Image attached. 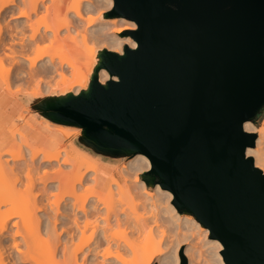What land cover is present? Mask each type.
Segmentation results:
<instances>
[{
	"label": "water",
	"instance_id": "95a60500",
	"mask_svg": "<svg viewBox=\"0 0 264 264\" xmlns=\"http://www.w3.org/2000/svg\"><path fill=\"white\" fill-rule=\"evenodd\" d=\"M104 17L134 21L122 36L136 47L100 49L87 88L31 95L32 109L80 128L96 156H147L143 179L209 229L225 264H264V172L245 129L264 112V0H113Z\"/></svg>",
	"mask_w": 264,
	"mask_h": 264
},
{
	"label": "bare ground",
	"instance_id": "6f19581e",
	"mask_svg": "<svg viewBox=\"0 0 264 264\" xmlns=\"http://www.w3.org/2000/svg\"><path fill=\"white\" fill-rule=\"evenodd\" d=\"M15 1L7 0L0 5V32L3 31L13 40L11 46L6 44L5 39L0 44V49L3 48L5 53L4 56H0V77L7 84L6 90L11 93H14L11 86L17 79L25 81V89L30 93L26 95L42 96V93L51 91L52 86L79 93L86 85L89 77L88 72L93 66L95 55H93L92 49L94 47L100 45L109 50L123 53L126 45L130 47H136L137 45L136 41L130 36L120 35L127 29H136L137 24L134 21L118 17L117 21L110 19L101 22L98 17L92 15L87 17L86 12L96 10L94 5L88 3L91 0H71L64 14L65 20L56 24L29 23V17L32 13L38 12V4L43 0H23L24 3H27H22L25 7L30 3L29 10L31 11H27L21 5L22 0L19 1V5L25 10H20L21 7L19 10H17L18 8L14 9L12 6ZM97 1L107 3L109 9L113 5V0ZM47 5L49 4H46L45 8L50 13L51 6L49 5L50 7L47 8ZM52 11L56 16H59L56 10ZM7 15H9L8 18L11 17L17 20L24 18V20L18 23L15 21L10 23V21L5 20ZM87 18L89 19L87 20ZM25 19H28V22ZM83 19L87 20V28L82 27ZM116 24L120 26L113 27ZM95 25H99V27L92 28ZM27 27L32 29V33H26ZM63 29L73 31L75 34L82 30L83 33H80H82L84 41L92 45L87 47L88 62L85 66L69 58H66V61L62 59L58 63L56 55L49 53L46 49L48 42L45 43L46 46L41 44L42 41L45 42L44 40L47 41L48 39L50 41V38L53 42L55 39L57 40L58 34ZM111 29H113L112 32ZM69 33L67 38L75 43V37L72 33H70L72 35ZM17 37L21 38L19 47H15ZM6 49L11 52H6ZM7 58L14 60L16 65L6 66L5 60ZM68 67L72 68L73 71L71 80L68 79L66 73ZM58 76L60 78L53 82ZM109 78L108 71L102 69L100 80L105 83ZM75 87H79V89L75 91ZM245 129L258 134L256 146L249 147L247 155L252 156L256 166L264 172V125L256 126L253 122L248 121L245 123ZM14 132V135L22 136L24 141L16 149V142H14L4 152L0 150V169L6 166L5 159L1 160L2 155H9L13 161H16V159L24 157L23 151H25L30 155L32 162L26 163L27 167L23 166L27 169V176H25L28 178V187L33 190L40 186L42 192L39 195L37 194L38 196L35 195L33 201L27 203L23 201L25 207L21 210H18L19 206L17 210H14L15 208L11 210L10 205H8L9 207L6 205L8 210H2L1 204L6 202H3V200L0 202V264H83L86 260L89 261L91 256H96L98 253L102 254L101 256H104L105 259L112 255L121 264H150L154 257H159V264H180L182 255L186 256L188 264H225L221 254L222 243L218 239L208 236L209 229H206L205 234H203V225L192 214L179 212L172 203L173 194L170 191H165L157 186L158 194H154L148 190L144 182L139 180V176H135V180L131 183L127 180L122 181L116 174L106 179V172L98 170L97 163L92 156L74 148V150H70L64 158V162L62 160L61 163L70 168L69 171L56 170L53 175H50L45 168L43 175L36 178L35 175L39 174V169L43 168H39L41 164L39 160L46 163L59 159V153L57 152H60V150L57 149L56 152L53 150V152L32 146L18 129ZM5 158L8 159L9 157ZM36 159L39 160L35 162ZM149 167H151L149 158L139 154L124 164L121 170L128 175L137 174L144 168ZM5 168L7 170V167ZM9 168H11L12 174L15 172L16 183L22 173L13 166H9ZM8 170L11 172L10 169ZM4 172L5 170H3V174ZM23 174L25 173L23 172ZM54 174L56 175L54 176ZM4 176L0 174V197L2 198L5 195L7 196L8 191L9 194L12 193L10 191L11 187L9 188L10 181L5 177L6 181ZM51 176H54L56 181H53ZM37 179L41 181L40 183L43 186L37 183L39 182ZM85 181L92 183V186L88 188L84 186ZM20 182L22 183V180ZM15 183L14 188L16 189ZM83 187H85L84 192L86 188L89 190H87L88 193L85 192L87 197L84 196L82 199L83 196L80 193H83V191L79 190H83ZM53 192L55 193L53 194ZM51 193L57 197V201L50 205L44 204L43 202L46 199L48 200L50 196H53ZM89 193L90 196L88 197ZM135 193H141L139 196L144 199L142 205L144 213H128L118 207V204L121 203L117 199L118 195L133 196ZM17 200L16 203H20ZM38 203H43L38 207V211L26 216L27 210ZM47 208L50 212L40 214ZM17 218H21L20 222L17 221ZM122 227L129 230L131 238L117 235L115 229ZM88 232L90 234H87ZM62 246V262L51 261L46 263L44 260L41 261L37 258L39 256L36 253L40 250L45 249L47 253L51 251L53 255ZM101 249H104V252L100 253ZM87 252L90 253L88 257L86 256ZM128 255H132L133 259H127ZM100 261L97 264L103 263V260L102 263Z\"/></svg>",
	"mask_w": 264,
	"mask_h": 264
},
{
	"label": "rangeland",
	"instance_id": "374dc122",
	"mask_svg": "<svg viewBox=\"0 0 264 264\" xmlns=\"http://www.w3.org/2000/svg\"><path fill=\"white\" fill-rule=\"evenodd\" d=\"M7 0H0V5H2V4H4L5 2H6ZM19 1H21V0H16L15 1V4L12 6V7H14V9H17V10H19V8L21 7V9L20 10H25V9H27V11L29 10V5H30V3L28 4V6L27 7H25L24 5H22V3L23 4H27V3H24V1L22 0V2H20L21 3V5L22 6H24L25 7V9H22V6L21 5H19L20 3H19ZM26 1V0H25ZM30 1V0H29ZM50 1L51 0H43V1H41L40 3L42 4V6H41V4H40V6H39V4H38V8H37V10H38V12L37 13H32V15L29 17V23L31 22V23H34V24H37V23H39V22H42V24H44V23H51V24H56V23H62L64 20H65V16H64V14L62 15H60V14H58L59 16H56L54 13H53V9H52V4L50 3ZM71 3V0H70V2H69V4ZM89 4H91V5H94L95 6V8H96V10L94 11V12H86V16L87 17H89V16H93V17H98V18H100L101 19V22H103V21H106V20H110V19H114V20H118V18H105L104 17V14H105V12H107L108 10H109V8H107V3H105V2H103V1H101V2H99V1H97V0H91V2H88ZM43 4H45V5H43ZM46 4H49L50 6H51V9H50V13H49V10L48 9H46L45 7H46ZM18 5V6H17ZM49 5H47V8H49L50 6ZM17 6V7H16ZM44 6V7H43ZM69 6V5H68ZM23 7V8H24ZM42 7V8H41ZM31 8V7H30ZM44 8V9H43ZM46 10V11H45ZM29 11H31V10H29ZM15 12V11H14ZM18 12V11H17ZM89 15H88V14ZM86 16H85V18H86ZM9 17V15H7L6 17H5V20L6 21H10V23L11 22H13L14 23V21L16 22V23H18L19 21H23L24 20V18H21V20H17V19H14V18H8ZM89 18H87V20H88ZM26 20V19H25ZM26 20V21H27ZM87 20L86 19H83L82 20V27L83 28H87ZM27 21V22H28ZM117 26H120L119 24H116V25H114L113 27H117ZM81 27V29H83ZM97 27H99V25L97 26V25H95V26H93L92 28H97ZM137 28V27H136ZM32 29H30L29 27H27V29H26V33L27 34H29L30 32L32 33V31H31ZM127 30H132V29H127ZM113 31V29H111V32ZM29 32V33H28ZM61 33L60 34H58V38H57V40L55 39V41L53 42V41H51V38L49 39L50 41H48V39H47V41L46 40H44L45 42H41V44L43 45V44H45V43H47V44H45L44 46H46V49H47V51H49V53H51V54H55L56 55V61L59 63L62 59H64V61H66L65 59L66 58H69V59H71L72 61H77V62H79L80 64H82V65H84L85 66V64L88 62V58H87V53H86V51L88 50V48L87 47H90V46H92L89 42H86V41H84V39H83V36L81 35L83 32H82V30L81 31H79L77 34H75L73 31L71 32L70 30H67V29H63V30H61L60 31ZM72 33L73 34V36L75 37V43L72 41V40H70V39H68L67 37V34L68 33ZM80 32H82V33H80ZM124 32V31H123ZM122 32V33H123ZM69 33V34H70ZM122 33H120V35H122ZM72 34H70V35H72ZM5 39V42H6V44L8 45V46H11L12 45V43H13V40H12V38H10L8 35H6L3 31L2 32H0V44H1V42L3 41ZM20 40H21V38H19V37H17L16 38V43H15V47H19L20 46ZM102 48H104L103 46H97V47H94L93 49H92V53H93V55H95V58H94V61H93V66L91 67V70L93 71V69H94V66L96 65V62H97V53H98V51L100 50V49H102ZM6 52H8V53H10L11 51L9 50V49H6L5 50ZM5 55V53H4V49L3 48H1L0 49V56H4ZM5 65L6 66H14V65H16V62L14 61V60H12V59H10V58H7L6 60H5ZM83 66V67H84ZM85 68V67H84ZM72 68H69L68 67V72H69V74H68V72H66L67 73V76H68V79L69 80H71V78H72V76H73V71L71 70ZM89 71L88 72V75H89V77H88V79H87V82H86V85L80 90V92L83 90V89H85V88H87L88 87V85H89V82H90V77H91V73H92V71ZM91 72V73H90ZM60 78V76H58V77H56V79L53 81V82H55L57 79H59ZM5 82V81H4ZM6 83V82H5ZM5 85V84H4ZM6 86H7V84L5 85V89H6ZM23 87H24V89H23ZM11 88H12V90H14V93H12V94H16V95H22V94H30L29 93V91L27 90V89H25L26 88V85H25V81L23 80V79H17L16 81H15V83L14 84H12V86H11ZM51 89V91H49V92H46V93H42L43 95H53V94H56V95H62V94H64V93H67V92H73V91H71V90H68V89H66V88H63V89H59V87H56V86H52V88H50ZM79 89V87H75V91L76 90H78ZM25 90V91H24ZM8 91V90H7ZM9 92V91H8ZM79 92V93H80ZM11 93V92H10ZM74 93V92H73ZM26 116V113H24L23 115H22V117H25ZM254 124L256 125V126H263L264 125V112L257 118V120L254 122ZM19 130V127L18 126H16L15 128H12L11 130H12V135H13V142L11 143V145L9 146V147H11L12 146V144L14 143V142H16V144H15V149L16 148H18L19 147V144L20 143H22L24 140H23V138H22V136H19V135H14V131H16V130ZM60 129H62L66 134H67V136L69 137V138H74L75 136H79L80 134H81V132H82V130L80 129V128H77V127H72V128H65V127H60ZM26 138V137H25ZM27 139V138H26ZM31 145V144H30ZM38 148H41V149H45V148H43L42 146H40V145H36ZM8 147V148H9ZM73 147H75V146H70V145H68V144H66V145H62L61 147H59V148H57L58 149V151L60 150V152H57V153H59V159H56V160H53V161H50V162H44L43 160H39V159H36L35 160V162H37V160H39V163H41L40 164V166H39V164H37L38 166H39V168L40 167H43V168H40L39 169V174L37 175H35V177L37 178V176H39L40 177V175L42 176L43 175V172H44V170H46V171H48L49 173H50V175L52 174L53 175V173H55V171L56 170H62L63 172H66V171H69L70 170V168H68V167H65L64 165H62L61 163H62V160H63V162H64V158L68 155V153L70 152V150H72L73 149ZM7 148V149H8ZM77 147H75L74 149L75 150H77L76 149ZM57 149L56 150H54L55 152L57 151ZM73 149V150H74ZM79 150H81L82 152H85V153H87V154H92L91 153V151H89V150H87L86 148H84V147H82L81 149L80 148H78ZM6 150V149H5ZM4 150V151H5ZM78 150V151H79ZM4 151H2V152H4ZM49 151H53V150H49ZM53 151V152H54ZM24 152V157L26 156V158H20V159H16V161L14 160L13 161V159L9 156V155H4L5 157H9L8 159H9V161H8V159H6L3 155L1 156L2 157V159L1 160H3V159H5V164H6V166L5 167H7V170L8 169H10V171H11V168H9V166L10 167H15V168H18V170H20L21 171V173L22 174H20V180H22V183L20 182V180L18 179V181L15 183V177H14V175H15V172H13V174H12V171L11 172H9V170L7 171L6 170V168L5 167H3V168H1L0 169V174H2L3 176H4V179H5V177L10 181V183H9V181H8V183H9V188L11 189H9L12 193L11 194H9L10 192L8 191V194H7V196L5 195L3 198L2 197H0V202L3 200V202H6V203H4V204H1V207H3V208H1L2 210H4V209H6V210H8L7 209V206L8 205H10L11 206V210H13V208H15L14 210H17V208H18V206L20 207V208H18V210H21V209H23L25 206V203H27L28 201H33V198L35 197V195L36 196H38L41 192H42V187L40 188V186L39 187H37V189H33V190H30L29 189V187H28V178H26V168L25 167H23V166H26L27 164H29L30 162H31V157H30V155L28 154V153H25V151H23ZM61 153V154H60ZM85 153H83L84 155H85ZM28 154V155H27ZM61 155V156H60ZM93 156H94V154H92ZM139 154H137V155H135L134 157H136V156H138ZM87 156V155H86ZM4 157V158H3ZM28 157H30V159H28ZM134 157H132V158H129V157H126V158H123L121 161H119V163L118 164H116V165H112V166H110V171H111V173H114V174H116V175H118L119 176V178L122 180V181H128L129 183H131L132 181H134L135 180V176L136 177H138L139 176V180L141 181V182H144L145 183V185H146V187L148 188V190H150V191H152L154 194H158V191H157V186H160L159 184H156L155 186L154 185H150V184H148L147 182H146V178L147 177H145V179H143V175L145 174V172L148 170V169H150V167L149 168H144L143 170H141V171H139V173H132V174H128V175H126L125 173H123V171L121 170L122 168V166H124V164H126L130 159H133ZM63 158V159H62ZM94 160V159H93ZM96 163H97V161L96 160H94ZM27 163V164H26ZM32 163V162H31ZM43 163V164H42ZM18 164V165H17ZM26 164V165H25ZM46 164V165H45ZM15 165V166H14ZM97 166H98V164H97ZM27 167V166H26ZM20 168V169H19ZM46 168V169H45ZM23 170V172L25 173V174H23V172H22V170ZM3 170H5V172H4V174H3ZM114 174H112V175H114ZM22 175H23V177H22ZM26 175V176H25ZM56 174H54V176H55ZM74 175V174H73ZM111 175V176H112ZM54 176H51V178L53 179V181H56V178L54 177ZM111 176H109V177H111ZM108 177V178H109ZM18 178V177H17ZM16 178V179H17ZM72 179H73V177H71ZM7 179H5L6 181H7ZM51 179V180H52ZM12 180H13V182H12ZM38 180V179H37ZM87 180V179H86ZM39 182H37L38 184H40V185H42L40 182V180H38ZM87 182V183H86ZM12 183V184H11ZM14 183H15V185H16V189L14 188L15 186H14ZM19 183H21V184H19ZM86 183V184H85ZM128 183V184H129ZM56 185L58 184V182L57 183H55ZM91 184V185H90ZM13 186V187H12ZM43 186V185H42ZM84 186H86L87 188L88 187H90V186H92V183H90V182H88V181H85L84 182ZM161 187V186H160ZM65 188V187H64ZM84 189L82 190H79V191H83V193H80V194H82V199L84 198V196H86V193H88L87 192V190H89V189H87L86 188V193L84 192V190H85V187H83ZM162 188V187H161ZM12 189H14L13 191H12ZM17 189H19V191H17ZM163 190H165V191H167L166 189H164V188H162ZM64 190V189H63ZM15 191H16V193H15ZM14 192V193H13ZM39 192V193H38ZM18 193V194H17ZM55 192H53V194H54ZM38 194V195H37ZM52 194V193H51ZM52 194V195H53ZM139 194H141V193H139ZM139 194L137 193H135V194H133V196H124V195H122V194H120V195H118L117 196V199H119V202H121L120 204H118V207L119 208H121L122 210H125L126 212H128V213H133V212H137V213H144L145 211L143 210V208H142V205H143V201H144V199L141 197V196H139ZM10 195H11V197H10ZM16 197H15V196ZM164 195V194H163ZM90 196V193H89V195H88V197ZM7 197V198H6ZM10 197V198H9ZM87 197V196H86ZM6 199V200H5ZM16 199H18L17 200V202L19 201L20 203L22 202L23 203V205H22V203H21V205H19L20 203H16ZM20 199V200H19ZM8 200V201H7ZM12 200V201H11ZM13 200H15L14 202H13ZM9 201H11V202H9ZM25 203H24V202ZM57 201V197L56 196H50L49 197V199L47 200H45L43 203L44 204H47V205H50V204H52V203H54V202H56ZM2 202V203H3ZM9 203V204H8ZM43 203H38L37 205H35V206H33L30 210H27V214H26V216L29 214H31V213H35L36 211H38V207H40ZM12 204V205H11ZM14 204V205H13ZM15 204H18V205H16L15 206ZM3 205H5V206H3ZM7 205V206H6ZM9 207V206H8ZM10 209V208H9ZM25 210V209H24ZM48 212H50V210L47 208V209H44L43 210V212H41L40 214H43V213H48ZM184 214V213H183ZM123 216H125V215H123ZM21 218H17V221H19ZM14 220H16V219H14ZM20 222V221H19ZM203 228H204V233L203 234H205V230L206 229H208V228H206V227H204L203 226ZM115 231L117 232V235H119V236H121V237H128V238H131L132 236H131V234L129 233V230H126L125 229V227H122V228H116L115 229ZM87 234H90L89 232L87 233ZM208 236H210V231H209V235ZM81 241V240H80ZM77 242L75 241V244H76ZM79 243V242H78ZM81 243V242H80ZM73 247H75L74 245H73ZM186 247V246H185ZM59 248H61V249H58L57 251H56V253H53V255L51 254V251H50V253L48 252L47 253V251L45 250V249H43V250H40V251H38V253H36V255L37 256H39V257H37V258H39L41 261H45L46 263H49V262H53V261H57V262H62V260H63V253H62V248H63V246L62 247H59ZM105 249V248H104ZM104 249H101L100 251V253H102V251L104 252ZM59 250H61V251H59ZM59 251V252H58ZM58 252V253H57ZM90 255V253H88L87 252V254H86V256L88 257ZM102 255V254H101ZM99 253H98V255H96V256H91L90 257V259H89V261L88 260H86L83 264H97V262L99 263V261L102 263V260H103V263L102 264H110V263H112V264H121V263H119L120 261L119 260H117V258H114L112 255L110 256V257H107L106 259H105V257L104 256H101ZM87 257H85V258H87ZM104 257V258H103ZM92 258V259H91ZM96 258H98V259H96ZM127 259H133V257H132V255H128L127 256ZM105 260H107V262H105ZM88 261V262H87ZM114 261V262H113ZM155 263H158L159 264V257H154V259L151 261V263L150 264H155Z\"/></svg>",
	"mask_w": 264,
	"mask_h": 264
},
{
	"label": "crops",
	"instance_id": "0c3cea01",
	"mask_svg": "<svg viewBox=\"0 0 264 264\" xmlns=\"http://www.w3.org/2000/svg\"><path fill=\"white\" fill-rule=\"evenodd\" d=\"M70 0H51L52 9L59 14H65ZM54 13V12H53ZM6 83L0 77V150L4 151L13 142L12 128L19 127V131L28 139L32 146L40 145L47 150H55L62 145L82 148L75 136L69 138L60 127L72 128L55 123L32 109L31 95H16L5 89ZM33 96V95H32ZM26 113L25 117L22 115ZM10 142V143H9ZM37 147V146H36ZM73 147V148H75ZM4 148V149H3ZM80 151V150H79ZM92 156L98 164V170L106 172L107 179L111 173L110 166L119 162L101 156Z\"/></svg>",
	"mask_w": 264,
	"mask_h": 264
}]
</instances>
